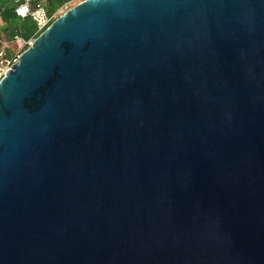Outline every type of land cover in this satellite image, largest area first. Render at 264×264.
<instances>
[{
    "label": "water",
    "instance_id": "1",
    "mask_svg": "<svg viewBox=\"0 0 264 264\" xmlns=\"http://www.w3.org/2000/svg\"><path fill=\"white\" fill-rule=\"evenodd\" d=\"M0 264H264V0H83L0 80Z\"/></svg>",
    "mask_w": 264,
    "mask_h": 264
},
{
    "label": "crops",
    "instance_id": "2",
    "mask_svg": "<svg viewBox=\"0 0 264 264\" xmlns=\"http://www.w3.org/2000/svg\"><path fill=\"white\" fill-rule=\"evenodd\" d=\"M41 1L46 5L49 12L55 16L58 11L74 0ZM6 2L7 0H0V50L5 53L7 58H13L14 55L10 53L9 50L13 49L14 44L18 43L17 41H19L20 37L23 39L28 37L31 39L30 41H32L34 40V36L37 35V31L31 20L28 18L21 19L13 14L11 4H6L5 6L1 5ZM32 28L33 33L30 35Z\"/></svg>",
    "mask_w": 264,
    "mask_h": 264
},
{
    "label": "built area",
    "instance_id": "3",
    "mask_svg": "<svg viewBox=\"0 0 264 264\" xmlns=\"http://www.w3.org/2000/svg\"><path fill=\"white\" fill-rule=\"evenodd\" d=\"M6 4H11L12 12L16 17L31 20L37 34L43 32L55 20V16L49 12L41 0H7L6 3L1 5L5 6ZM32 41L27 42L28 47ZM17 58L18 55L13 58H7L5 53L0 50V80L17 61Z\"/></svg>",
    "mask_w": 264,
    "mask_h": 264
},
{
    "label": "rangeland",
    "instance_id": "4",
    "mask_svg": "<svg viewBox=\"0 0 264 264\" xmlns=\"http://www.w3.org/2000/svg\"><path fill=\"white\" fill-rule=\"evenodd\" d=\"M82 0H74V1H71L68 3V5H66L65 7H63L60 11L57 12V15H55V19L60 16L62 13H64L66 10H68L69 8H71L72 6L78 4L79 2H81ZM33 33V28H32V31L30 33V35ZM29 35V36H30ZM39 34H37L36 36H34L33 39H35ZM26 37V39H23L20 37L19 41H17L18 43H15L14 46H13V49H10V53H12L14 56L13 57H16L17 55L19 56L22 52H24L28 46H27V42H29L31 39ZM23 40H24V43H23ZM11 54V55H12Z\"/></svg>",
    "mask_w": 264,
    "mask_h": 264
}]
</instances>
